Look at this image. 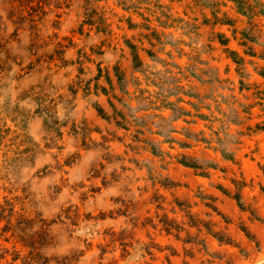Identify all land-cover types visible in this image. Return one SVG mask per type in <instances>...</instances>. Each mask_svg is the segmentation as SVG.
<instances>
[{"label":"rangeland","instance_id":"374dc122","mask_svg":"<svg viewBox=\"0 0 264 264\" xmlns=\"http://www.w3.org/2000/svg\"><path fill=\"white\" fill-rule=\"evenodd\" d=\"M0 264H264V0H0Z\"/></svg>","mask_w":264,"mask_h":264}]
</instances>
